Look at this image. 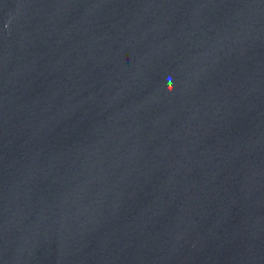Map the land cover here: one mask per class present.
Listing matches in <instances>:
<instances>
[{
	"label": "water",
	"instance_id": "obj_1",
	"mask_svg": "<svg viewBox=\"0 0 264 264\" xmlns=\"http://www.w3.org/2000/svg\"><path fill=\"white\" fill-rule=\"evenodd\" d=\"M0 264H264V0H0Z\"/></svg>",
	"mask_w": 264,
	"mask_h": 264
}]
</instances>
